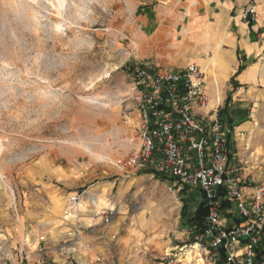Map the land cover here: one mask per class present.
Here are the masks:
<instances>
[{
	"label": "rangeland",
	"instance_id": "374dc122",
	"mask_svg": "<svg viewBox=\"0 0 264 264\" xmlns=\"http://www.w3.org/2000/svg\"><path fill=\"white\" fill-rule=\"evenodd\" d=\"M213 9L210 0H0V264H184L180 211L196 197L115 162L139 147L131 70L177 22L181 34ZM255 63L256 81L225 89L218 111L228 99L235 150L246 143L264 158V49ZM69 194L83 197L76 213Z\"/></svg>",
	"mask_w": 264,
	"mask_h": 264
},
{
	"label": "built area",
	"instance_id": "2783aa9c",
	"mask_svg": "<svg viewBox=\"0 0 264 264\" xmlns=\"http://www.w3.org/2000/svg\"><path fill=\"white\" fill-rule=\"evenodd\" d=\"M240 18L253 23L254 4L249 3ZM130 81L139 113V147L115 166L160 174L177 192L193 194L203 203V226H184L189 236L180 247L184 254L196 246L205 260L219 258L221 251L224 264H254L264 239V158L246 143L243 154L235 150L236 136L220 120L219 104L205 110L207 83L197 65L155 73L136 66ZM79 200L74 194L69 202Z\"/></svg>",
	"mask_w": 264,
	"mask_h": 264
},
{
	"label": "crops",
	"instance_id": "0c3cea01",
	"mask_svg": "<svg viewBox=\"0 0 264 264\" xmlns=\"http://www.w3.org/2000/svg\"><path fill=\"white\" fill-rule=\"evenodd\" d=\"M210 1L214 4L211 14L207 11L201 15H193L186 31L182 29L181 34L178 32L177 22L174 31L166 33L163 40L145 54L143 64L154 73L180 72L189 64L198 65L206 75L209 100L221 103L225 89L232 87L233 90H243L247 83L257 79L255 60L264 49V0H253L254 3L250 0ZM249 3L254 4L256 11L255 22L251 25L242 22L237 16ZM226 15L231 20L232 29L229 31L224 27ZM224 43L228 47L226 51L220 49ZM207 53L230 54L226 55L229 67L219 72L220 78L208 76L210 65L207 63ZM239 67H242L240 71ZM227 107L226 115L230 117ZM232 111L234 115L235 112ZM226 219L231 221L232 215H228Z\"/></svg>",
	"mask_w": 264,
	"mask_h": 264
},
{
	"label": "trees",
	"instance_id": "16d2710c",
	"mask_svg": "<svg viewBox=\"0 0 264 264\" xmlns=\"http://www.w3.org/2000/svg\"><path fill=\"white\" fill-rule=\"evenodd\" d=\"M251 24H252V22H248V25H251ZM241 69H242V67H239L238 71H240ZM226 101L228 102L229 100L227 99ZM226 107H227V104L225 102V106L221 110L218 111V115H219L220 120L222 122H224L228 126H232L233 120H232V117H229L228 115H226ZM224 117H225V119H223ZM143 173L153 174L155 179H158L161 181L167 180V178L161 176L160 174L152 173L151 171H143ZM189 202H191V204L194 205L193 206L194 210L191 213L188 212ZM204 214H205V210H204L202 202L196 203V200L194 199L193 196H189L188 201L183 200V206H182L181 211H180V218L182 220L183 227L185 225H196L199 227L203 226ZM263 252H264V239H262L260 246L257 250V255L255 258L254 264H259L262 262V260H260V259H262L261 257H262ZM215 264H224L223 254L221 251L219 253L218 260L215 261Z\"/></svg>",
	"mask_w": 264,
	"mask_h": 264
},
{
	"label": "bare ground",
	"instance_id": "6f19581e",
	"mask_svg": "<svg viewBox=\"0 0 264 264\" xmlns=\"http://www.w3.org/2000/svg\"><path fill=\"white\" fill-rule=\"evenodd\" d=\"M207 63L210 65L209 67V72H208V76L212 77L214 76L215 79L220 78V71L222 70H226L229 67V61H228V57L226 55H222V54H213L211 55L210 58L207 59ZM198 66V65H197ZM199 67V66H198ZM200 68V67H199ZM201 69V68H200ZM203 71V70H202ZM204 72V71H203ZM205 73V72H204ZM206 80V79H205ZM208 90V89H207ZM217 94V93H216ZM217 98V97H216ZM217 104H220V102H212V100H208V104L205 110H208L209 108H213L214 106H216ZM71 194H69V196L67 197L68 200L70 199ZM102 197V196H101ZM92 200L94 199L93 196H91ZM102 202V201H101ZM97 203V201H96ZM96 203L92 202V205H96ZM84 201H83V197L80 198L79 200V204L76 207V210L72 211V213H76L77 211H79L82 206L84 205ZM105 204V203H104ZM111 208V207H110ZM197 250V251H196ZM198 249L197 247H193L191 250L185 252V262L184 264H203L201 262V254L199 252L200 255H198Z\"/></svg>",
	"mask_w": 264,
	"mask_h": 264
}]
</instances>
